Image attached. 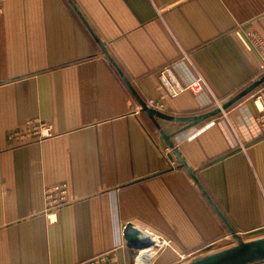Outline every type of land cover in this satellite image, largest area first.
<instances>
[{
	"label": "crops",
	"instance_id": "obj_1",
	"mask_svg": "<svg viewBox=\"0 0 264 264\" xmlns=\"http://www.w3.org/2000/svg\"><path fill=\"white\" fill-rule=\"evenodd\" d=\"M261 33L264 0H0V264H118L116 246L124 264H182L230 244L223 218L264 228V83L231 103L264 74ZM139 99L208 117L155 122ZM32 116L51 137L9 144Z\"/></svg>",
	"mask_w": 264,
	"mask_h": 264
},
{
	"label": "water",
	"instance_id": "obj_2",
	"mask_svg": "<svg viewBox=\"0 0 264 264\" xmlns=\"http://www.w3.org/2000/svg\"><path fill=\"white\" fill-rule=\"evenodd\" d=\"M75 10L77 14L80 16L85 26L89 28L87 21L82 17L81 13L77 9ZM101 47L103 48L102 45ZM104 53L108 55L107 52ZM108 57L110 58L109 55ZM110 60L112 61V63H114V61L111 58ZM119 73L126 81L124 75L121 73L120 70ZM263 83H264V74L261 75L258 81H256L255 83H253L252 85L241 91V93L236 95L235 98L231 101V103L236 102L240 98L254 91L259 85ZM140 102H141L142 110L147 112L148 115L154 121L156 120V117L159 116L167 120L176 121V122H187L193 125L208 117V115L200 116V117H188V118L171 117L168 115H163V113L161 112H157L155 109L149 107L141 100ZM161 133L163 134L164 137L168 139V136L165 135L164 132L161 131ZM169 145L172 146V143L169 142ZM182 163L185 165V162L183 160ZM222 220L224 221L227 229L229 230V233L231 234V237L228 239V242L230 243L229 247L223 248L219 251H215L214 249L216 245L218 243L221 244L222 242H224V241L221 242L218 241L217 243H213L209 245L206 249H204L200 253V255H202L201 257L191 260L185 264H251L264 260V228L255 229L245 233H238L236 230L230 227V225L227 223V221L224 218ZM123 237L127 245L130 247H135L136 245L134 243L135 241L139 239L143 241L146 239L144 233L141 232L140 230H137L135 225L131 222L128 223V225L126 226ZM146 246L148 245L142 244L139 247L141 249H144V247Z\"/></svg>",
	"mask_w": 264,
	"mask_h": 264
},
{
	"label": "rangeland",
	"instance_id": "obj_3",
	"mask_svg": "<svg viewBox=\"0 0 264 264\" xmlns=\"http://www.w3.org/2000/svg\"><path fill=\"white\" fill-rule=\"evenodd\" d=\"M51 128V123L42 119L39 116L29 117L24 121V123L16 127L17 131L8 133L9 144H13L16 147L22 146L23 144L29 142H40L45 139L50 138L51 136H46L45 130ZM11 144V145H12ZM12 147V146H11ZM174 163L175 160H174ZM140 181V180H138ZM142 182V181H140ZM67 183H53L48 184L44 191V200H45V212L47 214H52L57 212V209H60L69 203V191ZM229 245H221V249L227 248ZM124 248V247H122ZM185 264L189 261H182ZM121 264V262H118ZM181 264V263H180Z\"/></svg>",
	"mask_w": 264,
	"mask_h": 264
},
{
	"label": "built area",
	"instance_id": "obj_4",
	"mask_svg": "<svg viewBox=\"0 0 264 264\" xmlns=\"http://www.w3.org/2000/svg\"><path fill=\"white\" fill-rule=\"evenodd\" d=\"M236 31L238 32V30H236ZM255 47H258L259 50L262 51V57H259L257 55V58L259 61H261L262 67L264 70V40L261 38H258L256 40ZM257 102H258V98H257ZM258 116L260 117V121L262 120L264 123V107L263 106L259 105V115ZM16 131L17 130H15L14 132H16ZM14 132H12V133H14ZM175 164L176 163L172 162L171 166L174 168ZM129 182H134V183H138V184L142 183V182L132 178L131 176L129 177ZM114 249L118 253L119 262H121V264H124V250H123V248L121 246H116V247H114ZM80 264H108V259L105 257V255H101V256L93 257V258L89 259L88 261H85V262L80 263Z\"/></svg>",
	"mask_w": 264,
	"mask_h": 264
},
{
	"label": "bare ground",
	"instance_id": "obj_5",
	"mask_svg": "<svg viewBox=\"0 0 264 264\" xmlns=\"http://www.w3.org/2000/svg\"><path fill=\"white\" fill-rule=\"evenodd\" d=\"M149 246H150V245H149ZM141 260H143V261L147 260V259H146V256H143V257L141 258Z\"/></svg>",
	"mask_w": 264,
	"mask_h": 264
},
{
	"label": "trees",
	"instance_id": "obj_6",
	"mask_svg": "<svg viewBox=\"0 0 264 264\" xmlns=\"http://www.w3.org/2000/svg\"><path fill=\"white\" fill-rule=\"evenodd\" d=\"M15 130H17V129H14L12 132H14Z\"/></svg>",
	"mask_w": 264,
	"mask_h": 264
}]
</instances>
